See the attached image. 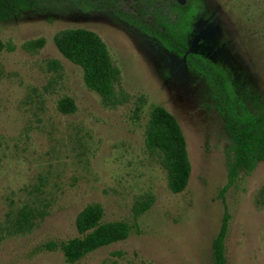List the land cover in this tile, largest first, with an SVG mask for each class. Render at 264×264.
<instances>
[{
	"label": "rangeland",
	"instance_id": "374dc122",
	"mask_svg": "<svg viewBox=\"0 0 264 264\" xmlns=\"http://www.w3.org/2000/svg\"><path fill=\"white\" fill-rule=\"evenodd\" d=\"M202 1L213 10L198 15L190 49L229 71L241 99L264 112V0ZM62 3L0 23V264H69L60 250L39 247L77 236L76 217L92 203L102 205L104 220H125L131 231L74 264H211L231 152L203 80L156 39L118 21V4ZM121 6L136 14L130 3ZM166 6L160 13L170 14ZM69 28L92 30L106 43L119 70L118 104H104L57 49L55 34ZM38 39L42 47H28ZM65 95L74 113L58 110ZM156 105L177 118L187 141L192 171L181 193L170 190L167 170L145 144ZM224 197L227 264H264V161L240 172Z\"/></svg>",
	"mask_w": 264,
	"mask_h": 264
},
{
	"label": "trees",
	"instance_id": "16d2710c",
	"mask_svg": "<svg viewBox=\"0 0 264 264\" xmlns=\"http://www.w3.org/2000/svg\"><path fill=\"white\" fill-rule=\"evenodd\" d=\"M70 1L83 7L110 9L112 0H0V23L14 20L24 13H33L50 7L65 8L62 3ZM94 2V3H93ZM201 0L173 6L174 17L160 12H144V16L114 11L135 24L140 30L156 40L178 57L185 58L190 71L203 80L204 93L213 99L225 132L229 138L231 157L227 164V182L220 194L224 203V215L220 229L212 243L211 264H227L225 242L231 215L225 202L224 192L237 181L240 172H252L260 161H264V112L253 111L237 93L232 77L225 68L197 53L188 51V40L194 16ZM151 15L146 18V14ZM44 39L28 42V47H42ZM54 43L59 52L69 61L81 67L87 88L98 93L104 104L116 105L120 102L116 91L119 70L112 61L103 39L94 31L85 28H69L57 32ZM5 43L0 39V54ZM49 67L57 70L60 64L51 59ZM58 110L64 114L74 113L77 105L68 95L61 97ZM146 147L159 156L167 170L168 185L173 193H181L188 186L192 165L187 141L177 118L164 106L156 105L150 112L146 131ZM153 200L141 202L137 212L146 211ZM105 211L101 204L85 206L75 220L77 236L60 242L51 240L39 248L48 251L60 250L69 264L81 260L91 252L112 243L125 240L131 225L125 220H104Z\"/></svg>",
	"mask_w": 264,
	"mask_h": 264
},
{
	"label": "flooded vegetation",
	"instance_id": "af4514ba",
	"mask_svg": "<svg viewBox=\"0 0 264 264\" xmlns=\"http://www.w3.org/2000/svg\"><path fill=\"white\" fill-rule=\"evenodd\" d=\"M112 1H114V3H116V4H118V6H119L118 12H120L121 9H122L121 8L122 7L121 4L130 3L131 4L130 7L133 9V12L136 13V15L138 17H140V16L143 17L144 16V12H147L148 10H150L151 12H160V4H162V1H166V5H167L166 6V10L170 11V15L174 17V13H173V11H171V8L173 6H177L178 4L183 5V2H184V4L188 2V0H112ZM127 8H129V6H127ZM212 10H213V4L212 3H204L201 0V4L198 6L196 14L194 16V21H193V24H192V30H191L190 37H189V40H188V43H189V45H188V49L189 50L188 51L193 52V53H197V54L202 55V56H204L206 58H208V57L203 55L202 53L195 52V51H192L190 49V41H191L192 37L194 35H196V30H195L194 26H195V23L197 21L198 15L200 13H205L207 15ZM114 15H115V17H117L116 19L118 21H120L121 23L136 29L138 32L139 31L142 32L140 30V28H138L135 24H132V22L124 19L123 17L119 16L116 13H114ZM146 16H147V18L151 17V15L149 13H147ZM207 17L211 18L210 15H208ZM144 34H146V33H144ZM154 39H156V38H154ZM171 52H173V51H171ZM174 54L178 57V55L176 53H174ZM178 58L183 59L186 62L185 58H182V57H178Z\"/></svg>",
	"mask_w": 264,
	"mask_h": 264
},
{
	"label": "water",
	"instance_id": "95a60500",
	"mask_svg": "<svg viewBox=\"0 0 264 264\" xmlns=\"http://www.w3.org/2000/svg\"><path fill=\"white\" fill-rule=\"evenodd\" d=\"M183 4H184V2H183Z\"/></svg>",
	"mask_w": 264,
	"mask_h": 264
}]
</instances>
